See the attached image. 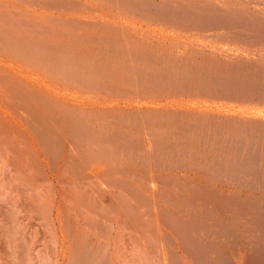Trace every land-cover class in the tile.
<instances>
[{
    "label": "bare ground",
    "instance_id": "obj_1",
    "mask_svg": "<svg viewBox=\"0 0 264 264\" xmlns=\"http://www.w3.org/2000/svg\"><path fill=\"white\" fill-rule=\"evenodd\" d=\"M258 11L0 0V264H264ZM213 51L208 79L182 58Z\"/></svg>",
    "mask_w": 264,
    "mask_h": 264
},
{
    "label": "rangeland",
    "instance_id": "obj_2",
    "mask_svg": "<svg viewBox=\"0 0 264 264\" xmlns=\"http://www.w3.org/2000/svg\"><path fill=\"white\" fill-rule=\"evenodd\" d=\"M257 13L259 15H264V11H258ZM228 14H230L231 17H233V18L237 17V19H238V17H239L238 12L237 13L230 12ZM241 14H242V17H240V18H243V16H245L244 18H246V19L250 18V14L248 13V15H247L246 11L241 12ZM175 33H176V36L181 35L178 32H175ZM190 33L195 34V32H190ZM257 35H254V37ZM230 46L231 45L226 46L227 50L228 49L230 50ZM185 50L188 51V49H185ZM255 50H256V48H255V44H254L253 48L251 49V51L253 53L249 54V55H253V57H250L247 59H241L240 61L239 60H233L230 62L229 65H228V62L226 61L227 59L225 57H222L221 55H218L217 52H215V51H213V53H211V52L201 53L202 56H199V54H193L190 56L182 55V58L184 57L183 60H185L187 62H190L192 64L194 63V66L197 62L196 68L200 74V75H198L199 79L202 77H204L203 79H208V78L213 76L212 72H215V71L217 72L220 69V67L225 68L228 65L227 66L228 71H226V74L224 76L233 78L234 82H239V79L243 74L248 73V71L250 72L251 71L250 69L254 68V66H255L254 51ZM216 100H218L219 102L223 101V100L220 101V99H218V98H216ZM224 102L229 103V104H233L235 107H236V105H241V106L248 105V104L252 105L251 102L238 101L235 99H230V100L226 99V101H224Z\"/></svg>",
    "mask_w": 264,
    "mask_h": 264
}]
</instances>
